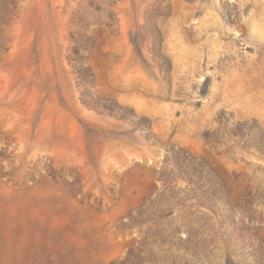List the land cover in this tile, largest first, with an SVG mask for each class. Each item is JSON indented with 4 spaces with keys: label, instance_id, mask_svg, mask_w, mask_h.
Here are the masks:
<instances>
[{
    "label": "rangeland",
    "instance_id": "1",
    "mask_svg": "<svg viewBox=\"0 0 264 264\" xmlns=\"http://www.w3.org/2000/svg\"><path fill=\"white\" fill-rule=\"evenodd\" d=\"M12 3L0 18V264H264V0H15V17ZM192 10L205 27L181 32L217 48L196 60V102L225 80L194 150L100 94L92 64L104 37L112 58L153 70L148 82L113 75L114 92L168 99L154 96L156 60ZM136 165L154 193L112 226L121 169Z\"/></svg>",
    "mask_w": 264,
    "mask_h": 264
},
{
    "label": "crops",
    "instance_id": "2",
    "mask_svg": "<svg viewBox=\"0 0 264 264\" xmlns=\"http://www.w3.org/2000/svg\"><path fill=\"white\" fill-rule=\"evenodd\" d=\"M193 10L191 11L192 15L189 21L182 23L178 19L174 22L170 34V42L164 44V52L168 58H159L156 60V70L154 69L155 81L158 78H162L160 80H162L163 86H161L162 88L154 96H161L162 98L168 99H149L153 94L147 91L145 92V90L128 95L126 93L114 92L107 82L114 80L113 75L126 83H131L132 81L139 82L141 80L148 82L154 80V77L150 76V73L153 74V70L146 72L141 67L134 69L129 67L128 61L130 53L124 50L118 54L117 59L112 58L111 49L109 47H103L104 37L100 39V47L94 53V57H92V64L98 75V92L100 94L114 97L123 103L136 106L139 108L140 113H145L152 118V125L159 135L165 138L171 137L172 141L181 145H187L192 150H194L196 144L198 145L202 142V133L209 124L210 113L220 107V92L224 89L225 84L224 79L221 82L220 78L216 77L211 93L208 95V98H210L207 99L208 102H196L197 92L194 89L196 82L195 75L200 69L196 67V60L200 58L198 56L202 53L204 57L202 58V65L205 64L206 54L212 56L214 52H217V48L206 47L201 52L200 47H196L189 37H185L181 32V29L184 27L189 28L192 32L204 29L205 19H209V16L203 19L201 24L196 25ZM12 11V16L15 17V0L12 3ZM10 16L11 0H0V18H9ZM103 19L106 21L104 25H106L107 30H111L112 21L109 18ZM119 20L120 30L122 36H124L128 33V21L124 16H121ZM3 28L5 35L6 33L8 34L5 42L8 46L9 57L11 30L13 34L12 47L15 49L16 23L13 22L11 28L10 19H8V23L5 21ZM216 56L219 55L216 54ZM5 57L7 56L5 55ZM200 63V60H198L197 65H200ZM151 65L150 63H145L146 67H150ZM213 71L216 75L221 72L218 67L214 68ZM182 73L186 77L180 84L179 76ZM130 96L133 97L132 102L127 101ZM173 130H176L174 135H172ZM120 173L119 200L110 210L112 218L110 225L112 226L114 225V221L122 217L126 212L143 206L155 190L153 176L140 166L123 167ZM120 252L121 250L119 248L113 249L110 257L119 256Z\"/></svg>",
    "mask_w": 264,
    "mask_h": 264
}]
</instances>
